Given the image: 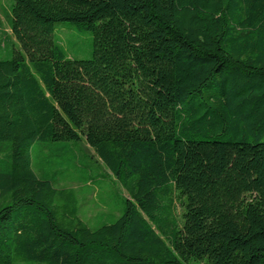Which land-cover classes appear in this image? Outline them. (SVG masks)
<instances>
[{
	"label": "trees",
	"instance_id": "1",
	"mask_svg": "<svg viewBox=\"0 0 264 264\" xmlns=\"http://www.w3.org/2000/svg\"><path fill=\"white\" fill-rule=\"evenodd\" d=\"M0 59V264H264V0H13ZM93 35L68 57L55 24ZM126 192L90 227L33 143Z\"/></svg>",
	"mask_w": 264,
	"mask_h": 264
},
{
	"label": "rangeland",
	"instance_id": "2",
	"mask_svg": "<svg viewBox=\"0 0 264 264\" xmlns=\"http://www.w3.org/2000/svg\"><path fill=\"white\" fill-rule=\"evenodd\" d=\"M13 0H0V59H9L18 43L10 31ZM55 38L70 58L92 57L93 35L82 26L69 22L55 24ZM264 141V136L261 138ZM31 166L36 173L54 179L55 187L73 188L79 216L90 227L111 223L124 205L126 192L98 161L92 150L81 142H35L31 146ZM192 264H208L193 261Z\"/></svg>",
	"mask_w": 264,
	"mask_h": 264
}]
</instances>
